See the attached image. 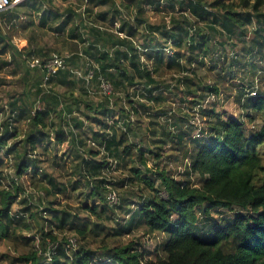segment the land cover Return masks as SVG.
I'll list each match as a JSON object with an SVG mask.
<instances>
[{
  "label": "trees",
  "instance_id": "obj_1",
  "mask_svg": "<svg viewBox=\"0 0 264 264\" xmlns=\"http://www.w3.org/2000/svg\"><path fill=\"white\" fill-rule=\"evenodd\" d=\"M54 57L65 68L47 80L27 66ZM247 57L253 71L264 60V0H20L0 12V74L23 83L0 101V240L32 248L14 263L264 264V129L243 123L264 114V89L243 92ZM223 90L239 91L237 115ZM135 230L161 234L160 253L146 259Z\"/></svg>",
  "mask_w": 264,
  "mask_h": 264
},
{
  "label": "rangeland",
  "instance_id": "obj_2",
  "mask_svg": "<svg viewBox=\"0 0 264 264\" xmlns=\"http://www.w3.org/2000/svg\"><path fill=\"white\" fill-rule=\"evenodd\" d=\"M235 1V0H232ZM14 43L17 45L19 49H22L25 47V42L20 39H13ZM246 61L240 62L239 65H237V72L235 73L238 82L242 81L243 78L247 79L246 85L243 88V92L246 93V91L249 90V86H256L259 88V90L264 89V60L263 61H255L257 65L256 70H250L247 66ZM23 90V83L18 80V77H11L8 73V70L4 71L0 74V101L5 96L6 93H18ZM239 96L238 90H233V92H226L222 91L221 93V99L222 102L220 103V106L223 107L228 113H232L233 115L238 114V104L237 99ZM230 97V99L227 101V99ZM214 97L211 98L213 100ZM1 122V120H0ZM193 122L198 123L199 119L195 118L193 119ZM167 168L169 169H177L179 171V174L182 173L183 168H181L179 164V159L175 156L166 159L165 161ZM8 168H3V176H9L12 177L13 171L12 168L9 167V163L7 164ZM10 168V169H9ZM176 175V179H184L185 177H180L182 175ZM196 182V181H195ZM5 184L8 182H4ZM197 183V182H196ZM69 203L75 204V201L69 200ZM231 218L233 217V214H230ZM133 239L137 241L138 243V250L144 251L145 258L150 259L152 256L148 255L149 253H160L161 251V242L163 236L161 234H156L154 236H144L142 234L141 230H135L133 234ZM128 239H126L127 241ZM94 248H96L94 246ZM32 251V248L27 245H23L22 243H19L18 241L13 243H7L0 240V264H15L14 259L19 257V254L27 253ZM15 252L16 255H12V253ZM5 257V258H3Z\"/></svg>",
  "mask_w": 264,
  "mask_h": 264
},
{
  "label": "built area",
  "instance_id": "obj_3",
  "mask_svg": "<svg viewBox=\"0 0 264 264\" xmlns=\"http://www.w3.org/2000/svg\"><path fill=\"white\" fill-rule=\"evenodd\" d=\"M17 2L18 0H15L13 2L10 0H0V12L8 10ZM27 66L29 69L41 68L45 70L46 72L45 80H47L49 76H52L55 73H57L59 70L65 68V58L54 57L45 63H41L38 59H32L28 61ZM102 88L105 92L110 91V87L107 84H103ZM108 199L110 204L117 203V197L115 194H110Z\"/></svg>",
  "mask_w": 264,
  "mask_h": 264
},
{
  "label": "clouds",
  "instance_id": "obj_4",
  "mask_svg": "<svg viewBox=\"0 0 264 264\" xmlns=\"http://www.w3.org/2000/svg\"><path fill=\"white\" fill-rule=\"evenodd\" d=\"M243 123L249 129H257V130L264 129V114L258 116L257 119L254 121L249 122V121L245 120ZM209 126L211 127L214 125H209ZM129 140L131 142V137L129 138ZM184 164H185V166H190L191 161L188 159H185ZM148 167H151V164H149ZM12 255L14 256V255H16V253L13 252Z\"/></svg>",
  "mask_w": 264,
  "mask_h": 264
},
{
  "label": "crops",
  "instance_id": "obj_5",
  "mask_svg": "<svg viewBox=\"0 0 264 264\" xmlns=\"http://www.w3.org/2000/svg\"><path fill=\"white\" fill-rule=\"evenodd\" d=\"M19 1H20V0H18V2H19ZM22 41H24V40H22ZM24 42H25V41H24ZM25 47H26V42H25ZM25 47H24V48H25ZM22 49H23V48H22Z\"/></svg>",
  "mask_w": 264,
  "mask_h": 264
}]
</instances>
